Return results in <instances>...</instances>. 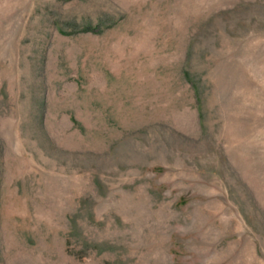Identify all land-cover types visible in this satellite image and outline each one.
I'll list each match as a JSON object with an SVG mask.
<instances>
[{
  "label": "rangeland",
  "instance_id": "1",
  "mask_svg": "<svg viewBox=\"0 0 264 264\" xmlns=\"http://www.w3.org/2000/svg\"><path fill=\"white\" fill-rule=\"evenodd\" d=\"M0 264H264V0H0Z\"/></svg>",
  "mask_w": 264,
  "mask_h": 264
}]
</instances>
